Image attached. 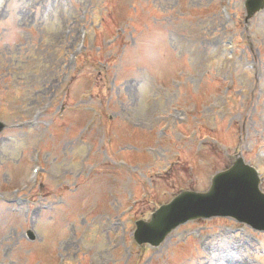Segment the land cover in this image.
<instances>
[{
	"label": "rangeland",
	"instance_id": "374dc122",
	"mask_svg": "<svg viewBox=\"0 0 264 264\" xmlns=\"http://www.w3.org/2000/svg\"><path fill=\"white\" fill-rule=\"evenodd\" d=\"M245 2L0 0V264H264V232L230 218L134 238L238 156L264 190V11Z\"/></svg>",
	"mask_w": 264,
	"mask_h": 264
},
{
	"label": "water",
	"instance_id": "95a60500",
	"mask_svg": "<svg viewBox=\"0 0 264 264\" xmlns=\"http://www.w3.org/2000/svg\"><path fill=\"white\" fill-rule=\"evenodd\" d=\"M248 19L264 9V0H247ZM5 125L0 123V133ZM258 171L242 158L215 176L208 192H183L156 211L150 222L138 224L140 244L159 246L176 228L189 221L230 217L264 231V192ZM30 236L34 238L33 234Z\"/></svg>",
	"mask_w": 264,
	"mask_h": 264
}]
</instances>
